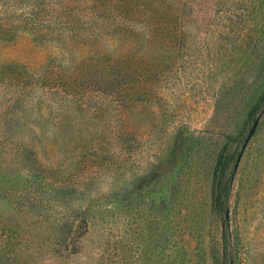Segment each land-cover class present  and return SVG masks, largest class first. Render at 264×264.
I'll list each match as a JSON object with an SVG mask.
<instances>
[{
  "label": "rangeland",
  "instance_id": "obj_1",
  "mask_svg": "<svg viewBox=\"0 0 264 264\" xmlns=\"http://www.w3.org/2000/svg\"><path fill=\"white\" fill-rule=\"evenodd\" d=\"M263 109L264 0H0V264H264Z\"/></svg>",
  "mask_w": 264,
  "mask_h": 264
},
{
  "label": "water",
  "instance_id": "obj_2",
  "mask_svg": "<svg viewBox=\"0 0 264 264\" xmlns=\"http://www.w3.org/2000/svg\"><path fill=\"white\" fill-rule=\"evenodd\" d=\"M263 115H264V109L261 111L259 116L254 120L253 125L251 126V128H250V130L248 132V135H247V137H246V139H245V141L243 143L242 149H241V151L239 153V156L237 158V162H236V165H235V170L238 168L239 163H240V161H241V159L243 157V154H244V152H245V150H246L251 138L253 137V135H254L257 127H258L259 121H260V119H261V117ZM228 219H229V210L226 211V220L228 221Z\"/></svg>",
  "mask_w": 264,
  "mask_h": 264
}]
</instances>
